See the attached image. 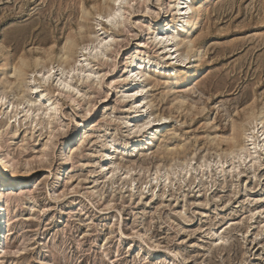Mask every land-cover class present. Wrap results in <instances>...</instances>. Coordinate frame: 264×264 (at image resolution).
<instances>
[{"label":"rangeland","instance_id":"obj_1","mask_svg":"<svg viewBox=\"0 0 264 264\" xmlns=\"http://www.w3.org/2000/svg\"><path fill=\"white\" fill-rule=\"evenodd\" d=\"M175 1L120 0L108 20L111 0H0L18 104L0 106V264H264V0H189L193 56L172 68L151 33ZM133 56L149 75L127 95Z\"/></svg>","mask_w":264,"mask_h":264},{"label":"bare ground","instance_id":"obj_2","mask_svg":"<svg viewBox=\"0 0 264 264\" xmlns=\"http://www.w3.org/2000/svg\"><path fill=\"white\" fill-rule=\"evenodd\" d=\"M111 1L113 2V5L111 7H109L106 12L99 13L98 16L100 15L103 18H106L108 20H112V19L115 18V16L121 15L120 13H121V10H122L123 7L120 6V4H119L120 0H111ZM174 4L177 6L178 15L176 17H173L171 14L167 13L166 15L163 16L161 23L155 24V27H154V29H152L153 31L151 33L153 35V38L156 41V43L158 45H160L159 48L160 49H164L165 55L169 56V58L174 61L172 68H175L177 63H179V64L180 63H185L187 61V59H189L190 57L193 56V54H192V52L194 51V42H193V39H192V37L194 35L193 29L198 26V24L200 23V19H201V17L199 16L198 8H194V10H192L193 5H191V3H189V0H176L174 2ZM169 6H170V3H169ZM163 24H165V25L163 26ZM200 26H201V24L199 25V27ZM179 34H182V38L179 37ZM183 40H184V43H183L184 46H181ZM105 43H106L105 39H102V38L99 39L98 38V39H96V44L94 43L93 48H95V49L101 48ZM71 45H73V42H71ZM84 47L85 46H83V48ZM88 47H89V45H88ZM179 49H182L183 53L178 56L176 53H177V50H179ZM69 54L70 53H68L67 56H69ZM138 59L139 58L137 56H133L131 58V60H130V63L127 65V68H126V72H127V76H128L127 78L129 79L128 82H127L128 86H126V87L129 88V89H127L128 91L126 92L127 95L139 92V89L137 90V88H136V84H138L139 78L145 77L144 79H147L146 77L149 75L148 71L146 69L144 71H141L139 69L140 67H138V65H137V63H138L137 60ZM146 63H148V62L146 61ZM24 65H26V63H22V66H24ZM22 66L18 67L17 69L14 70V72L16 73V75L18 77L21 76L22 73H23ZM73 69L74 68H72V67L68 69V72H67V75H66L65 78L70 76L69 74L71 73V71L73 72ZM49 71L50 70H47V73H49ZM194 78H195V74H191L190 76H188L186 78V80L188 82H190L192 80H195ZM0 83H1V76H0ZM62 83H64L63 80H62ZM4 99H5V94H4L3 91H0V106H4L5 105L6 109L18 106V104H16L14 106L10 101H4ZM143 101L141 102V97H136L135 98V102L138 103V104L139 103L140 104L143 103ZM46 106H48V105H46ZM52 107H51V109H52ZM42 108L44 109L45 107H42ZM144 108H145V106H144ZM39 109H41V107ZM47 109L49 110L48 107L45 108V110H46L45 113H47V111H48ZM85 109H84L85 110L84 113L86 114V117H84L83 120H85L87 118V116H90L91 113L93 112L92 108L91 109L85 108ZM34 110L38 111V108L34 109ZM24 112H25L24 115L27 116L30 112H33V109H31V107H29V108L27 107L26 110L24 109ZM17 115H18L17 112L14 113L13 116L9 117L8 122H10L11 118L13 119V117H16ZM148 118H149V116H148ZM166 118H167L166 116L160 115V116L154 117L152 119H148V120L145 119L146 121L144 120L145 122H142L140 124V126L144 127L145 125H147L146 127H148V124L152 123L154 125V127H155V124L160 123L162 120H166ZM263 119H264V117L261 114H259V116L255 118V125L259 126L260 124H262V128H264V120ZM12 122H13V120H12ZM35 122H36V119H35ZM247 132H249V131H247ZM261 132H262L261 135H264V132L263 131H261ZM151 135H155L153 129H149L147 134L144 135V137L142 139H140L138 141H135L131 145L133 146V148L135 150H140L141 147L144 146L146 141L151 138ZM249 138H252V137H249ZM262 141L264 142V137L262 138ZM67 148H66V152H67ZM70 148H72V147H70ZM68 151H69V149H68ZM241 153L239 155H241ZM3 166H4L3 170H6V167L8 166V164L6 165V162H4ZM127 171H128V169H127ZM0 179H1V172H0ZM1 181L2 180H0V250H1V247H2L3 243L5 242V238H6V222L8 221V214L6 213V209L4 207L5 203H6V199H5L4 193L1 190V187H2ZM1 251H3V250H1Z\"/></svg>","mask_w":264,"mask_h":264}]
</instances>
